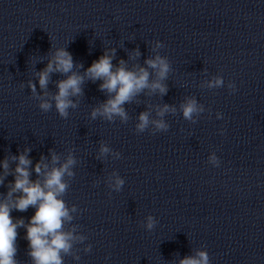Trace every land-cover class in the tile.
Masks as SVG:
<instances>
[{
    "label": "clouds",
    "instance_id": "obj_1",
    "mask_svg": "<svg viewBox=\"0 0 264 264\" xmlns=\"http://www.w3.org/2000/svg\"><path fill=\"white\" fill-rule=\"evenodd\" d=\"M164 45L157 41L156 47L162 48ZM115 49L105 51L99 59L94 60L90 67L86 69L84 75L75 72L74 67H82V65H74L73 57L65 48H58L51 56L47 66L38 73V83L41 90H46L49 84L50 74L58 72L65 74L66 79L57 81L56 87L58 91L51 96V99L40 98L39 108L43 112H48L54 106L56 112L62 118H67L69 109L75 108L76 104L71 97L82 95V84L85 78L95 81H102L99 88L106 92L109 98L99 107L95 108L91 116L95 119L98 115L112 121L115 117H119L122 121L128 120L127 112L124 105L131 103L133 99L149 89L152 92L157 90L161 95L167 92V87L162 83L167 78L170 71V64L166 57L156 55L145 61L147 67H136L129 69L125 61L121 60L119 65L113 64ZM139 56L137 50L135 53ZM148 69L155 72L157 79L150 81ZM209 88H219L224 86L223 77L217 76L208 81ZM28 87L33 95H36V84L29 81ZM229 88L235 91V85L230 84ZM45 97L48 93L45 91ZM183 116L187 120H192L194 114L203 111L198 106L195 99H188L186 103L181 105ZM175 112V109L169 105H164L157 111L158 117H163L165 113ZM152 124L156 131H167L169 125L163 119L150 120V113L145 111L140 113L136 132L143 133L149 125ZM222 134V133H221ZM30 149H25L24 153L18 156H12L11 159L17 161L14 169V179L10 182L7 195L0 201V264H18L16 260L18 237L17 229L26 227V239L30 249L29 255L33 260V264H63V254H68L72 248V241L75 239H84L83 237H75L72 232L64 230V223L72 220L69 209L66 207L64 200L61 198L67 191L69 185L65 182V174L72 176L70 171L72 165L75 164L74 158L69 155L66 162L60 167H51L44 162L42 157L39 162L32 167L37 179L32 180L31 172L32 161L27 153ZM110 149L107 146L101 147V154L108 153ZM119 157V153H115ZM58 157L53 154L52 161L55 164ZM209 162L214 166H218V158L213 153L209 157ZM0 167H3L5 175L8 174L9 162L6 158ZM42 177V179H41ZM3 178H0V184H3ZM125 181L118 174H113V182L110 187L114 191H120ZM29 207L35 208V213L29 219L27 225L24 220H13L11 212L13 209L24 212ZM75 211V208L72 209ZM157 221L152 215H148L145 219L143 227L151 231ZM179 264H210V258L206 250H199L195 256L184 257Z\"/></svg>",
    "mask_w": 264,
    "mask_h": 264
}]
</instances>
